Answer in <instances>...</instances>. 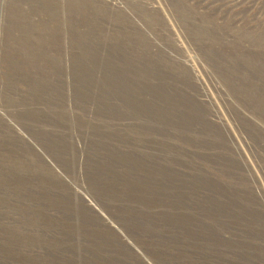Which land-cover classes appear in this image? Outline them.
<instances>
[{
	"label": "rangeland",
	"instance_id": "1",
	"mask_svg": "<svg viewBox=\"0 0 264 264\" xmlns=\"http://www.w3.org/2000/svg\"><path fill=\"white\" fill-rule=\"evenodd\" d=\"M0 264H264V0H0Z\"/></svg>",
	"mask_w": 264,
	"mask_h": 264
}]
</instances>
